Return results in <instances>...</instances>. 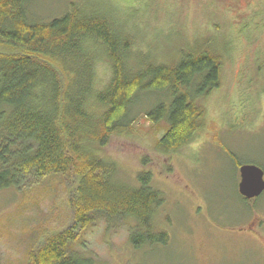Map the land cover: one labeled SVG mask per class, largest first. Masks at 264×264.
<instances>
[{"label":"trees","instance_id":"trees-1","mask_svg":"<svg viewBox=\"0 0 264 264\" xmlns=\"http://www.w3.org/2000/svg\"><path fill=\"white\" fill-rule=\"evenodd\" d=\"M33 1L0 0V192L59 176L72 187V221L44 237L27 264H94L75 251L98 220L133 222L134 249L166 246L168 234L153 225L165 198L151 186L152 174L140 173L130 186L116 178L117 164L103 152L113 137L131 133L142 96L158 98L147 119L167 124L155 142L158 153L194 143L208 119L204 101L224 85L230 40L219 25L205 22L204 31L160 60L139 38L138 27L147 20L138 21V0H126L125 9L120 1L72 0L49 22L30 21ZM179 1L169 0L175 12ZM161 4L148 0L144 10L155 17L175 14L159 10ZM102 63L110 78L100 87ZM223 151L238 170L243 163ZM239 196L250 202L263 195Z\"/></svg>","mask_w":264,"mask_h":264},{"label":"rangeland","instance_id":"rangeland-1","mask_svg":"<svg viewBox=\"0 0 264 264\" xmlns=\"http://www.w3.org/2000/svg\"><path fill=\"white\" fill-rule=\"evenodd\" d=\"M71 1L34 0L29 12L34 20L29 19L49 22L63 15ZM147 1L134 3L139 23L147 20L138 34L160 60L204 31L205 22L219 25L231 45L224 85L204 101L206 126L182 150L156 151L167 124L147 119L158 98L142 96L131 133L113 137L103 152L117 164L116 178L130 186L137 185L140 173L152 174L151 186L165 198L153 225L155 232L170 235L167 245L134 249L129 238L133 222L98 220L75 252L94 264H264V194L256 201L240 198L239 169L223 151L229 149L242 165L264 170V0H215L212 9L206 7L211 0H180L176 12L169 0H158L159 10L175 12L171 17L144 10ZM97 71L101 87L110 68L102 63ZM71 189L53 176L23 190L0 192V264H27L44 237L69 226Z\"/></svg>","mask_w":264,"mask_h":264},{"label":"water","instance_id":"water-1","mask_svg":"<svg viewBox=\"0 0 264 264\" xmlns=\"http://www.w3.org/2000/svg\"><path fill=\"white\" fill-rule=\"evenodd\" d=\"M239 194L247 199L259 198L264 193V170L253 164H245L239 168Z\"/></svg>","mask_w":264,"mask_h":264},{"label":"flooded vegetation","instance_id":"flooded-vegetation-1","mask_svg":"<svg viewBox=\"0 0 264 264\" xmlns=\"http://www.w3.org/2000/svg\"><path fill=\"white\" fill-rule=\"evenodd\" d=\"M168 238H170V235H168Z\"/></svg>","mask_w":264,"mask_h":264}]
</instances>
